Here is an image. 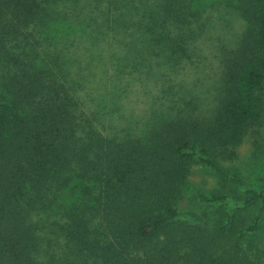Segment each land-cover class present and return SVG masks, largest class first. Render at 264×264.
I'll return each mask as SVG.
<instances>
[{
  "label": "trees",
  "instance_id": "1",
  "mask_svg": "<svg viewBox=\"0 0 264 264\" xmlns=\"http://www.w3.org/2000/svg\"><path fill=\"white\" fill-rule=\"evenodd\" d=\"M201 1L0 0V264H264V186L198 192L212 226L208 210H177L193 163L240 185L224 162L264 115V0H233L246 27L221 51L212 111L172 90L199 57ZM101 51L112 90L160 89L140 133H101L85 111Z\"/></svg>",
  "mask_w": 264,
  "mask_h": 264
},
{
  "label": "rangeland",
  "instance_id": "2",
  "mask_svg": "<svg viewBox=\"0 0 264 264\" xmlns=\"http://www.w3.org/2000/svg\"><path fill=\"white\" fill-rule=\"evenodd\" d=\"M200 5L205 9L204 16L207 18V24L205 34L197 43L199 57L172 75V90L180 96L182 105L185 102L192 103L197 111L204 113L212 111L216 102L221 51L236 45L239 36L246 27V20L236 8L233 0H202ZM91 50L93 49L85 50V42H82L78 53L82 56L83 62ZM101 55L100 62L93 65L89 72L87 71L89 73L88 80L82 90L85 97V111L96 112L95 125L101 133L107 135H123L126 132L140 133L152 116V112L159 109L157 107L161 95L160 89L151 79L143 77L142 80L128 78L129 81L118 84L119 90H112V85L106 82V75L103 73L105 56L102 51ZM105 86H109L111 89L107 93ZM256 129L258 135L254 136L251 132L245 138L237 149L236 158L224 162L228 172L238 177L240 185H231L230 182L223 185L220 178L203 164L193 163L191 165L188 176L189 183L176 203L180 217H188L187 211L200 213L205 209L210 211L206 223L208 226H212L214 219H217L219 214L211 217V211H215V208L211 204H203L198 201L195 198L198 192L206 194L212 190H220L230 193L232 189H237L238 193H230L237 195L246 187L258 189L264 186V115ZM254 139H256L255 144ZM75 194L70 189L67 190L69 197H73ZM223 209L230 211L228 205H225ZM249 211L248 218L254 215L256 207L250 208ZM257 240H262L259 247L263 252L264 223L258 233ZM252 252L253 250H251ZM252 257H254V252Z\"/></svg>",
  "mask_w": 264,
  "mask_h": 264
}]
</instances>
